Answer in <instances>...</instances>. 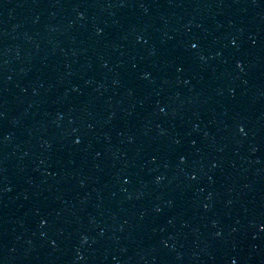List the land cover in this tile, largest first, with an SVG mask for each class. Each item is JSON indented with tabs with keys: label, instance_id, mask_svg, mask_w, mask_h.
Segmentation results:
<instances>
[{
	"label": "water",
	"instance_id": "water-1",
	"mask_svg": "<svg viewBox=\"0 0 264 264\" xmlns=\"http://www.w3.org/2000/svg\"><path fill=\"white\" fill-rule=\"evenodd\" d=\"M263 95L264 0H0V264H156Z\"/></svg>",
	"mask_w": 264,
	"mask_h": 264
},
{
	"label": "snow or ice",
	"instance_id": "snow-or-ice-1",
	"mask_svg": "<svg viewBox=\"0 0 264 264\" xmlns=\"http://www.w3.org/2000/svg\"><path fill=\"white\" fill-rule=\"evenodd\" d=\"M193 48H195V45H193ZM237 67H239V65H237Z\"/></svg>",
	"mask_w": 264,
	"mask_h": 264
}]
</instances>
